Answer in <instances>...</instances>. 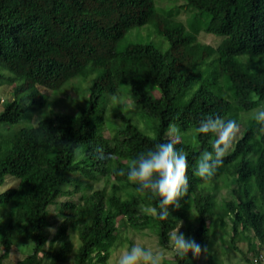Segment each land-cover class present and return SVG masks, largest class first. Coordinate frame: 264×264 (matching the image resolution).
Listing matches in <instances>:
<instances>
[{
	"label": "trees",
	"instance_id": "obj_1",
	"mask_svg": "<svg viewBox=\"0 0 264 264\" xmlns=\"http://www.w3.org/2000/svg\"><path fill=\"white\" fill-rule=\"evenodd\" d=\"M158 7L157 0H0V87L13 88L12 100L0 111V189L17 181L0 194V264L10 259L15 240L34 245L33 254L18 264H35L37 257L63 264L74 249L70 231L81 241L76 264H106L110 248H101L116 242L129 219L156 225L165 249L183 224L182 233L206 253L214 243L212 228L218 221L228 228L229 220L234 249L245 255L237 240L246 235L258 244L254 255L262 263L264 132L253 113L264 105V0H186L171 10ZM183 10L193 13L187 23L177 19ZM148 25L168 42L167 49L133 43L118 51L131 31ZM202 32L222 43L199 42ZM92 76L90 98L79 115L53 114L32 123L48 91ZM130 96L135 107L125 103ZM208 116L247 126L205 181L194 167L211 150L214 136L195 128ZM170 125L181 133L176 147L187 153L190 188L180 207H170V217L159 220L151 211L156 201L117 172L137 153L166 141ZM68 144L78 145L85 158L76 159ZM97 147L106 159L96 158ZM77 175L106 185L86 193L91 186ZM53 205L61 222L51 247L60 246L46 253ZM176 263L199 259L176 255Z\"/></svg>",
	"mask_w": 264,
	"mask_h": 264
},
{
	"label": "rangeland",
	"instance_id": "obj_2",
	"mask_svg": "<svg viewBox=\"0 0 264 264\" xmlns=\"http://www.w3.org/2000/svg\"><path fill=\"white\" fill-rule=\"evenodd\" d=\"M157 3L160 6L166 8L167 10H171L183 6L186 3V0H157ZM162 7L158 8L162 9ZM192 14L189 13L188 10H183L181 11L177 19L187 23L189 18H191ZM194 21H192L193 23L191 22L190 25H193ZM198 41L213 47H218L222 43L221 38L215 35L207 34L205 32H202L199 35ZM133 43H154L157 47L162 49H167L169 47L168 42L165 41L164 38L160 37L159 34L149 25L144 27H138L131 31L125 41H123L118 46V51H123L127 49ZM94 79L95 76H92L88 79L76 78L67 83L64 87L59 90L48 91L47 93L49 96L47 104L44 108L36 112L32 123L37 126L41 119L49 118L53 114H66L71 116L79 115L80 111L83 108L87 107ZM12 91L13 88L9 85H4L0 87V111L3 110L5 106V101L8 102L12 100ZM125 103L128 104L130 107H135V101L131 96L125 99ZM258 111H264V105L256 112ZM256 112H254L253 115ZM128 114L131 115L130 112H128ZM108 115H112L111 109H109ZM247 115L250 114L248 113ZM22 126H24L23 123L19 124L18 127ZM141 126L145 127V124L142 123ZM246 126V123L242 124L240 133L238 134L236 141L240 139L241 132L244 131ZM108 127L109 125L107 124V128ZM106 134L110 135L109 129H106ZM76 177L83 179L84 185L89 184L91 186L89 189L86 190V193H91L92 191L102 189L106 185L104 179H101L99 181H93L83 177L82 175H77ZM16 185L17 181L14 179H10L6 187L0 189V194L5 189L14 187ZM67 188L73 190L74 186L68 185ZM82 193H78L75 196V199H79ZM222 193L226 194L227 196V188H223ZM65 199L62 198L59 200V202L64 201ZM57 214L58 206L53 205L51 208L50 226L47 230L49 243L45 249L46 253L49 251H55L60 246V242H57L53 247H51V241H53V239L55 238L61 222L59 217H57ZM227 224L228 228L224 227V225L220 221H218L212 228V235L214 237L213 246L210 252H202V254L198 257L199 264H214V259H217V264H251V262L248 261L245 255H248L253 260L254 264H264V252L262 263H257L256 260L258 258L254 255V248L257 247L258 244L250 243L246 235L241 236L240 239L237 240V245L242 251L245 252V255L240 251L234 249V243L232 242L233 233L231 232V223L229 220H227ZM50 228L55 229V231L50 232ZM182 230H184L183 224H181L179 228V231L181 233L183 232ZM225 232H228L229 234H225ZM120 233L121 235L119 238L116 239L115 243L111 245H106L101 248V250L103 251H105L107 248H110L109 258L106 261V264H118L119 255L122 254L125 250H127V248L130 247L132 244H139L141 246L151 248L154 251L163 253L161 264H177L175 250L172 247L171 249H165L164 247H162L160 243V237L158 235V227L154 224L148 225L145 219H129V221H127V227H121ZM68 239L72 241L74 249L69 256V259L63 264H76L75 254L81 245L79 234L77 232L70 231ZM3 251L4 250L2 249L1 252ZM33 252L34 245L31 242L15 240V246L12 250L10 259L7 261L6 264H18L19 261L30 256L31 254H33ZM50 256L48 258H50ZM40 258L42 257H37L35 259V264H45L46 261L41 262Z\"/></svg>",
	"mask_w": 264,
	"mask_h": 264
},
{
	"label": "clouds",
	"instance_id": "obj_3",
	"mask_svg": "<svg viewBox=\"0 0 264 264\" xmlns=\"http://www.w3.org/2000/svg\"><path fill=\"white\" fill-rule=\"evenodd\" d=\"M253 120L260 126L259 131L264 132V111L256 112ZM195 132L214 136L211 150L203 151L194 167V175L206 181L216 174L224 158L233 148L240 133V124L235 119L226 120L220 116H208L201 119ZM180 136V130L170 125L169 138L166 141L156 142L152 147L137 153L127 162L126 169L122 168L117 172V175L126 177L127 181L135 186L136 192L156 201L151 211L159 220H167L171 215L169 208H179L180 200L189 192L187 153L176 147ZM68 145L73 147L76 159L85 158V154L78 145ZM95 153L97 159H106L102 147H97ZM179 228L170 235V243L181 260L188 258L189 253L199 257L202 252H207V249H202L193 238H188L181 233ZM49 231L54 232L55 229L50 228ZM162 258L161 252L132 244L119 255L118 264H161Z\"/></svg>",
	"mask_w": 264,
	"mask_h": 264
}]
</instances>
